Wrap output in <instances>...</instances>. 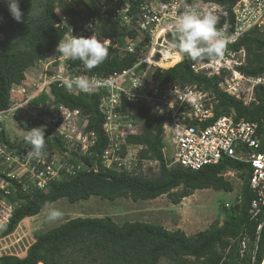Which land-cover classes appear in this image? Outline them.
Returning a JSON list of instances; mask_svg holds the SVG:
<instances>
[{"label":"trees","instance_id":"16d2710c","mask_svg":"<svg viewBox=\"0 0 264 264\" xmlns=\"http://www.w3.org/2000/svg\"><path fill=\"white\" fill-rule=\"evenodd\" d=\"M57 1L18 0L23 15L21 21L17 22L9 11L7 0H0V110L10 106L11 89L24 80L26 70L55 50L66 34L67 27L57 25ZM216 1L230 10L237 0ZM36 2L40 9L37 14L33 9ZM70 2L72 7L69 13L73 14L85 0ZM117 27L113 24L112 31L103 28L102 32L113 35L116 34L114 31L118 30ZM168 37L172 41L171 33ZM231 47L246 51L244 63L238 66L240 72L249 76L264 74V31L253 29L238 42L231 44ZM207 60L209 59H204ZM135 61L136 57L132 53L115 55L89 71L80 61L66 60L70 66L82 68L85 72L103 74L128 68ZM194 63L185 56L171 67L154 69L153 79L158 84H195L210 91L214 95L213 119L231 110L235 111L237 117L247 120L264 117L263 86H256V101L246 105L243 100L220 88L218 83L221 77L195 72L192 68ZM50 94L56 104L78 109L87 116L86 130L95 133L96 141L91 148V155L75 157L74 161L79 163L84 159L90 169L67 180L54 181L47 192H40L31 200L24 201L16 208L11 221L0 229V238L14 232L24 218L39 214L46 205L48 207L60 198H67L72 203L92 196L110 201L119 197L139 201L167 194L173 203L178 204L198 189L233 191V183L224 175L230 169L240 170L239 175L243 179L239 192L240 202L221 208L225 217L222 224L215 222L210 228L194 235H188L181 228L170 230L162 224L142 220L118 223L111 216H77L38 233L24 256L10 253L0 256V264H61V257L69 250L88 257L91 264H159L164 257L170 259L172 264L263 263L264 210L257 217H252L249 213L255 195L249 186L250 171L247 164L223 158L218 164L207 165L198 170L168 166L163 151L164 118L152 114L144 104L132 103L130 105L135 115L142 120L144 128L141 133L128 135L127 140L142 145L140 157L160 162L159 173L152 177L108 168L102 157L108 138L103 128L105 114L100 110V94L72 93L54 82L47 92L31 99V103L44 104L50 99ZM20 125L25 126L23 122ZM0 135L7 139L4 128L0 130ZM47 140L52 141L50 136H47ZM25 144L24 141L22 145ZM179 186H182L180 190H173ZM21 198L23 196L17 193V199ZM261 223L263 224L258 232ZM244 237L248 238V250L241 255Z\"/></svg>","mask_w":264,"mask_h":264},{"label":"built area","instance_id":"2783aa9c","mask_svg":"<svg viewBox=\"0 0 264 264\" xmlns=\"http://www.w3.org/2000/svg\"><path fill=\"white\" fill-rule=\"evenodd\" d=\"M193 6L217 18L216 27L227 43L222 56L195 62L192 68L207 76L221 77L220 88L243 100L244 104L256 101L255 88L259 85L264 88V74L249 76L240 72L238 66L244 63L246 51L234 50L231 44L253 29L264 31V0H237L230 10L216 0H100L87 8V14L81 13L78 7L73 14H58L57 25L66 26L69 37L95 35L107 44L108 57L132 53L136 61L128 68L109 74L85 72L66 62L65 72L51 75L44 88L57 82L66 89L60 83L61 74L67 78L86 77L107 82L94 92L100 94V110L105 114L103 128L108 142L102 157L108 168L144 174V163L148 159L139 154L134 157L124 147V144H131L128 135L141 133L137 126L140 118L135 115L132 103L144 104L152 114L164 118L163 151L168 166L198 170L218 164L223 158L247 164L249 186L255 195L249 213L257 217L264 210V117L247 120L237 117L231 110L213 119L214 95L210 91L195 84H158L150 74L153 69L163 68L151 60V55L174 48L168 37L174 20ZM113 24L118 26L116 34L102 32L103 28L112 31ZM234 77L236 82L232 85L229 80ZM33 98L26 96L25 100L18 101L11 95L10 106L0 110V130L5 127L6 120L13 117L29 127L38 123L45 129H52L51 134H45L46 138L51 137L52 144L45 138L44 155L36 159L28 155L31 146L22 145L24 141L15 144L0 135V229L11 221L18 206L40 192H47L52 182L67 180L90 169L84 159L79 163L74 161L75 157L91 155L96 141L95 133L86 130L87 116L63 104H48V100L33 105ZM13 101L17 103L12 105ZM27 104L34 106L33 110H28ZM22 109L29 114L21 113ZM17 193L23 198L17 199ZM236 200L240 202L239 194ZM241 247V255H244L248 250L247 237L242 240Z\"/></svg>","mask_w":264,"mask_h":264},{"label":"rangeland","instance_id":"374dc122","mask_svg":"<svg viewBox=\"0 0 264 264\" xmlns=\"http://www.w3.org/2000/svg\"><path fill=\"white\" fill-rule=\"evenodd\" d=\"M37 2L33 8L35 14L40 10ZM98 3H100V0H85V3L78 5V8L81 13L87 14V8L95 6ZM71 7L70 0H58L55 3V11L60 15L62 13H69ZM66 37L69 36L65 34L63 38ZM60 58H62V56L57 53L55 49L47 53L42 61L28 68L25 72L24 80L20 84L13 85L11 89L12 97L20 101L21 99L25 100L26 96L35 97L42 92H47L49 85L44 88V83L47 79H50L51 75L55 74L54 76H56L59 72H65L64 66L67 65L66 61ZM171 63L172 59L168 63H163L165 65L163 68L173 66ZM147 77L150 78L151 76L148 75ZM235 82V77L229 80V83L232 85L235 84ZM48 101V104H52V94H50V99H48ZM15 103L17 102L13 101L12 105ZM31 104L26 105L28 110H33L34 106ZM46 107L49 106L47 105ZM20 112L24 113V115L29 114L28 111L23 109L20 110ZM51 116L54 117L53 112ZM13 118L6 120L4 129L9 140H13L15 144L24 141L22 138L23 135L31 128H43L45 134H51L52 132V129H45L43 125L38 123L33 124L32 127L28 125L24 127L21 125L19 126L20 122L18 118ZM138 122V129L140 132H143V122L141 119H138ZM48 142L51 143L52 141L48 140ZM53 143L58 144V141H54ZM124 147L135 154L133 155L131 153L134 157L138 155L140 149H142V145L136 143L124 144ZM144 167V175L154 177L159 173L160 162L156 159H148L144 163ZM225 176L233 183V191H226L223 189L216 190L213 188L198 189L195 190L192 195L183 198L178 204L173 203L167 194L155 199L139 201H134L126 197H119L115 201H110L92 196L89 199L72 203L67 198H60L50 206L42 209L39 214L24 218L18 224L14 232L1 238L0 249L2 250L0 254L1 256L7 253L24 256L27 252V248L35 241V237L38 233L46 231L77 216H111L118 223H122L126 220H142L162 224L170 230L181 228L188 235H194L200 230L210 228L215 222L222 224L225 217L221 208L223 206H232L237 202L236 197L240 192L243 179L239 175V172L228 171L225 173ZM181 188L182 186H179L173 190L177 191ZM50 209H56L62 212V218L50 221L48 219V212ZM89 261L90 259L88 257L72 250L66 251L61 257V264H91ZM42 263L45 264L44 262ZM94 264L101 263L95 262ZM159 264H172V262L170 259L164 257L160 260Z\"/></svg>","mask_w":264,"mask_h":264},{"label":"clouds","instance_id":"9594fccd","mask_svg":"<svg viewBox=\"0 0 264 264\" xmlns=\"http://www.w3.org/2000/svg\"><path fill=\"white\" fill-rule=\"evenodd\" d=\"M7 2L12 17L20 22L23 14L18 0H7ZM216 24L217 18L214 15L201 13L196 6L190 7L175 18L170 29L173 47L178 50L182 58L186 56L194 62L222 56L227 41ZM56 52L65 60L80 61L87 70L91 71L104 63L108 58L109 49L107 44L95 35L87 38L72 35L60 40ZM60 83L68 91L78 89L91 94L98 87L105 86L107 82H97L86 77L67 78L61 74ZM22 138L31 146L28 153L31 158L39 159L44 155L46 141L43 128H31ZM62 216L63 213L56 209H50L48 212L50 221L59 220Z\"/></svg>","mask_w":264,"mask_h":264},{"label":"bare ground","instance_id":"6f19581e","mask_svg":"<svg viewBox=\"0 0 264 264\" xmlns=\"http://www.w3.org/2000/svg\"><path fill=\"white\" fill-rule=\"evenodd\" d=\"M150 58H151V60L156 61L165 67V65L163 63H168L172 59L173 64L171 63V65H174V64L178 63L182 57L177 50H175L174 48H169L167 51H165L163 53H159V54L153 53Z\"/></svg>","mask_w":264,"mask_h":264},{"label":"water","instance_id":"95a60500","mask_svg":"<svg viewBox=\"0 0 264 264\" xmlns=\"http://www.w3.org/2000/svg\"><path fill=\"white\" fill-rule=\"evenodd\" d=\"M262 264H264V261H263V263Z\"/></svg>","mask_w":264,"mask_h":264}]
</instances>
